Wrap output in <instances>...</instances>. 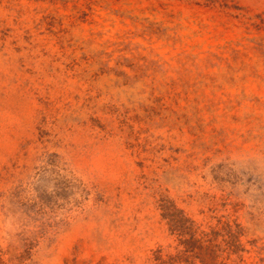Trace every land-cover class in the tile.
Masks as SVG:
<instances>
[{
    "label": "rangeland",
    "instance_id": "obj_1",
    "mask_svg": "<svg viewBox=\"0 0 264 264\" xmlns=\"http://www.w3.org/2000/svg\"><path fill=\"white\" fill-rule=\"evenodd\" d=\"M161 192L264 264V0H0L1 245L152 264Z\"/></svg>",
    "mask_w": 264,
    "mask_h": 264
},
{
    "label": "trees",
    "instance_id": "obj_2",
    "mask_svg": "<svg viewBox=\"0 0 264 264\" xmlns=\"http://www.w3.org/2000/svg\"><path fill=\"white\" fill-rule=\"evenodd\" d=\"M156 203L171 241L152 250V264H241L243 253L248 252L241 240L246 230L235 218L212 215L216 219L214 224L198 221L162 192ZM38 242L35 235L24 237L23 251L15 256L11 248L0 243V264H10L12 259L24 264Z\"/></svg>",
    "mask_w": 264,
    "mask_h": 264
}]
</instances>
